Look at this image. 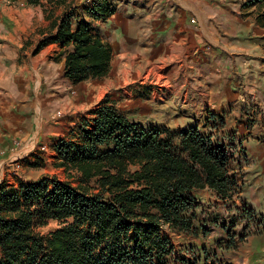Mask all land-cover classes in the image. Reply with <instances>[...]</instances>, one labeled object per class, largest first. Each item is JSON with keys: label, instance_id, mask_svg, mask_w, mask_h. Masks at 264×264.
I'll list each match as a JSON object with an SVG mask.
<instances>
[{"label": "trees", "instance_id": "trees-1", "mask_svg": "<svg viewBox=\"0 0 264 264\" xmlns=\"http://www.w3.org/2000/svg\"><path fill=\"white\" fill-rule=\"evenodd\" d=\"M44 1L64 2L26 4ZM109 2L84 7L88 19L108 18L114 12ZM74 12L52 23L57 32L48 39L72 45L65 60L72 81L105 77L112 50L91 23L79 16L74 21ZM92 115L76 129L77 141L61 139L55 147L57 167L74 171L77 185L53 177L16 187L0 184V264H170L174 248L162 231L195 230L193 193L207 188L232 200L240 192L232 168L235 150L214 146L213 133L204 135L196 126L178 132L143 129L105 102ZM209 119L214 129L221 121ZM51 220L61 227L41 234ZM188 253L193 257L187 264L209 258L205 251Z\"/></svg>", "mask_w": 264, "mask_h": 264}, {"label": "crops", "instance_id": "crops-1", "mask_svg": "<svg viewBox=\"0 0 264 264\" xmlns=\"http://www.w3.org/2000/svg\"><path fill=\"white\" fill-rule=\"evenodd\" d=\"M89 1L78 4L73 20L79 16L78 21L98 28L112 50V61L115 47L106 26L120 17L119 29H109L111 34L124 29L128 36L133 35L128 46L142 50L143 57L149 56L150 50L157 53L150 59L164 62L166 57H178L173 72L179 76L183 95L187 96L190 89L196 95L193 98L201 99L198 105L206 112L204 120L210 121L209 113L226 123L231 119L230 128L239 129L236 139L249 160L247 173L253 180L248 189L233 200H221L207 188L196 190L195 230L185 233L165 228L162 234L173 248L205 251L209 258L200 264H264V235L260 240L251 239L249 247L241 251L237 247L236 252L234 244L228 246L218 238L208 236L209 240L201 235L205 220L217 223L206 216L207 209L220 205L237 208V201L240 211L244 206L253 211L264 207V0H141L143 5L132 0L127 5L132 6L133 13L121 17L116 9L102 22L88 19L89 11L84 7L90 5ZM19 2L24 5L26 0ZM12 3L15 0H0V169H5L4 185L16 187L49 177L36 170L49 165L48 155L58 164L56 142L65 138L76 123L70 119L74 95L84 91L86 97L85 82L102 80L113 68L111 61L105 77L72 81L65 71L72 45L64 40L49 41L57 32V27L51 29L52 23L62 16L56 15V7L65 8L68 1L49 9L44 1L40 13L37 8L41 6L27 5L30 14L46 21L44 29H6L14 22ZM41 42L44 44L37 50ZM94 86L98 95L107 93V84ZM24 169L27 173H20ZM179 258L183 259L181 255Z\"/></svg>", "mask_w": 264, "mask_h": 264}, {"label": "rangeland", "instance_id": "rangeland-1", "mask_svg": "<svg viewBox=\"0 0 264 264\" xmlns=\"http://www.w3.org/2000/svg\"><path fill=\"white\" fill-rule=\"evenodd\" d=\"M67 1L68 3H65V8L56 7V15L60 16L66 12H72L74 9V13H77L79 8H75L74 4H79L84 0H64V2ZM93 1L91 0V2ZM128 1L132 0H114L113 2H109V4L114 11L118 9L117 12L121 17H126L133 13L132 6L130 4L127 5ZM64 2L61 4H64ZM91 2L89 1L87 4ZM135 4L143 5V2L139 0ZM12 5L15 10L12 13V16H15L13 17L14 22H11L12 27L5 23L6 29H44L43 24L46 21L42 18L38 20L37 16L30 14L31 9L29 10L26 3L23 5L20 4L19 0H15V3H12ZM44 5L47 9L54 7V5L48 3ZM44 5H41V8H37V12L39 11L40 13ZM117 18L119 19L118 21L113 18L106 26V29H108L107 36L111 37L115 47V56L112 61L113 72L102 80L85 82L86 97H83L84 91L80 93L81 97H79V93L74 95L76 100L71 106L72 113L70 114V119L71 122L76 123L73 125L72 130L62 139L77 141L78 138L73 137L77 133L76 129L81 126L82 121H90L93 118V110L98 108L103 102L115 108L120 114L130 121L137 123L143 129H169L172 132H178L196 126L204 135L209 133L215 135L213 139L214 146L230 144V147L235 150L233 155L234 163L232 165L233 174L236 177L240 192L248 189L251 186L253 178L249 175V172L247 173L249 160L236 139L238 134L235 131L239 129L237 127L230 128L231 119L227 120V124L222 118L221 121L215 123V129L212 128V120L207 121L208 119L204 120L202 118L206 112L205 110L204 112L199 110L200 106L198 103L201 99L193 98L196 95L190 89L187 96L183 95L184 91L178 82L179 76L173 72L175 66L178 64V57L174 59L166 57L164 62L159 61L156 57L150 59L149 56H157V53L152 50L150 52L153 54L148 53L149 56L145 55L143 57L142 50L128 46V43L132 41L133 35L128 36L124 29L123 32L122 30H114V33L111 34L109 29H119L117 23L123 20L120 17ZM95 29L98 28L95 27ZM115 45H119L120 47L116 48ZM101 82L107 84L108 89L106 94L101 92L98 95L94 90V85ZM183 89L185 90L186 88ZM207 115L210 117L211 113ZM223 116L225 119L226 115ZM229 151L232 150L229 149ZM14 157H18V154L12 158ZM47 159L49 165L46 167L45 165L38 166L36 170L38 173L53 177L60 182H69L73 186L79 183L78 176L74 171L66 172L63 168L57 167L56 161L52 160L49 155ZM27 170L24 169L20 173H27ZM4 171L5 169L3 171L0 169V184L6 179ZM13 177L14 175H11V181L14 179ZM90 186L95 188L94 179L90 182ZM238 194L234 197L238 196ZM245 197L247 198V196ZM236 205L237 208L220 205L209 210L207 209L205 211L206 216L212 220L214 219L217 223L205 220V227L201 231V235L205 236L204 238L207 237L209 240L211 238H218L220 239L219 241H225L228 246L234 244L232 246L234 252H236L235 249L237 247L240 251L249 247L251 239L260 240L264 235V207L256 208L253 211L248 206H244L242 211H240L239 208L241 206L238 201ZM60 227L61 225L57 221L51 220L38 231L46 235ZM226 230L228 231L227 233ZM208 236L211 238H208ZM235 244L236 247L234 248ZM176 247H174L173 258L170 264H187L186 261L192 260L193 257L188 252L190 250L197 251L192 247L185 249ZM180 255L184 260L179 258Z\"/></svg>", "mask_w": 264, "mask_h": 264}, {"label": "built area", "instance_id": "built-area-1", "mask_svg": "<svg viewBox=\"0 0 264 264\" xmlns=\"http://www.w3.org/2000/svg\"><path fill=\"white\" fill-rule=\"evenodd\" d=\"M19 145H20V143L16 141V142H15V146H16V147H19Z\"/></svg>", "mask_w": 264, "mask_h": 264}, {"label": "bare ground", "instance_id": "bare-ground-1", "mask_svg": "<svg viewBox=\"0 0 264 264\" xmlns=\"http://www.w3.org/2000/svg\"><path fill=\"white\" fill-rule=\"evenodd\" d=\"M132 29V28H131Z\"/></svg>", "mask_w": 264, "mask_h": 264}]
</instances>
